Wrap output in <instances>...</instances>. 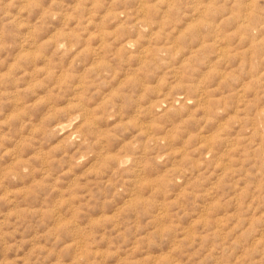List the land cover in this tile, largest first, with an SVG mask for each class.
I'll list each match as a JSON object with an SVG mask.
<instances>
[{"label":"rangeland","instance_id":"374dc122","mask_svg":"<svg viewBox=\"0 0 264 264\" xmlns=\"http://www.w3.org/2000/svg\"><path fill=\"white\" fill-rule=\"evenodd\" d=\"M0 264H264V0H0Z\"/></svg>","mask_w":264,"mask_h":264}]
</instances>
